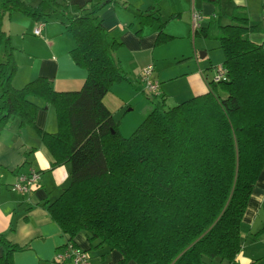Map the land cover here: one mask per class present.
<instances>
[{
  "label": "trees",
  "instance_id": "trees-1",
  "mask_svg": "<svg viewBox=\"0 0 264 264\" xmlns=\"http://www.w3.org/2000/svg\"><path fill=\"white\" fill-rule=\"evenodd\" d=\"M101 7L72 14L67 1L42 0L31 7L0 0V44L6 48L0 131L18 120L39 137L52 168L69 166L67 188L46 207L68 242L84 233L96 247L117 251V264L234 263L242 249L241 222L264 169V48L247 38L260 25L251 24L239 7L221 25L217 6L194 36L219 42L226 80H211L207 93L162 112L161 101L124 138L103 98L129 78L110 55L119 44H105L96 16ZM12 12L40 24L60 17L75 42L70 57L86 71L80 90L57 92L46 78L11 87L16 68L1 22ZM154 23L159 20L140 14L141 29ZM163 26L155 46L172 40ZM32 100L53 108L54 133L35 126L38 106ZM0 245V264H13V255L23 251L2 235Z\"/></svg>",
  "mask_w": 264,
  "mask_h": 264
},
{
  "label": "crops",
  "instance_id": "crops-1",
  "mask_svg": "<svg viewBox=\"0 0 264 264\" xmlns=\"http://www.w3.org/2000/svg\"><path fill=\"white\" fill-rule=\"evenodd\" d=\"M22 1L35 7L42 0ZM55 1H67L72 14L94 5L102 6L96 16L106 33L105 44L108 47L113 42L119 44L110 55L129 78V82L114 84L103 98V105L118 124L122 136L135 129L153 108L161 106V101L167 109L208 92L207 82L215 75V68L222 65L223 54L221 57L217 53L221 52L219 42L194 36L193 10L202 15L199 30L207 26L217 6L224 15L221 25L229 23L227 17L235 8H241L251 24L260 25V30L248 34L247 38L264 48V0H116L118 4H113V0ZM140 14L151 15L159 23L141 29ZM160 23L164 24L162 33L172 40L155 46ZM39 25V35L35 36ZM1 31L8 39L7 49L16 68L10 81L13 89L19 90L37 78L49 80L57 92L81 89L86 71L75 66L70 57L75 42L60 23V17L40 24L12 12L3 17ZM5 51V46L0 44V64L5 62ZM147 66L153 67V77L159 83L157 96L143 91L140 75ZM32 102L38 106L35 126L54 133L57 127L53 108L40 100ZM51 163L50 155L33 129L22 128L14 120L0 131V235L9 244L23 248L13 255V264H49L69 241L46 211L47 205L67 188L69 166L52 168ZM29 169L40 174L39 184L29 195L12 191L16 177ZM263 209L264 169L241 222L242 249L232 264H264V253L259 251L264 248V226L256 227ZM72 242L87 253L89 264H117L121 259L117 251L96 247L97 241L89 243L84 233H79ZM2 252L0 245V256ZM214 262L225 263L213 261L211 264Z\"/></svg>",
  "mask_w": 264,
  "mask_h": 264
},
{
  "label": "built area",
  "instance_id": "built-area-1",
  "mask_svg": "<svg viewBox=\"0 0 264 264\" xmlns=\"http://www.w3.org/2000/svg\"><path fill=\"white\" fill-rule=\"evenodd\" d=\"M192 29L196 31L200 22L202 21V15L200 12L193 10L192 11ZM41 26L34 31V35L38 36ZM214 82L225 81V70L222 65H219L215 68V75L212 78ZM140 82L143 86L144 93L157 96L159 83L153 77V67L147 66L142 70L140 75ZM40 174L33 170L29 169L26 173L19 174L16 177L14 184L11 186V190L15 191L23 196L29 195L33 189L39 184ZM49 264H89V257L87 253L75 245L73 242H67L61 249H59L54 258L50 261Z\"/></svg>",
  "mask_w": 264,
  "mask_h": 264
},
{
  "label": "rangeland",
  "instance_id": "rangeland-1",
  "mask_svg": "<svg viewBox=\"0 0 264 264\" xmlns=\"http://www.w3.org/2000/svg\"><path fill=\"white\" fill-rule=\"evenodd\" d=\"M194 40L195 39H193V42H194ZM211 40H213V39H211ZM196 41H197V39H196ZM214 41H216V40H214ZM198 42V41H197ZM196 42V43H197ZM218 42V41H217ZM220 50V49H219ZM217 53H219L220 55H221V57H222V53L221 52H219V51H217ZM213 77H214V75H213ZM166 108L165 107H159L158 108V110L160 111V112H162V111H164ZM142 122V121H141ZM139 124V123H138ZM118 125V124H117ZM139 125H136V128L138 127ZM135 128V129H136ZM125 129V128H124ZM135 129H131L130 131H128L127 133H126V135H124V136H122V137H124V138H128V137H130V135L133 133V131L135 130ZM264 209L259 213V216H258V218H257V225H256V227L258 226V224H260V228L261 227H263L264 226ZM262 224V225H261ZM258 228H259V226H258ZM244 230H245V228H244ZM264 243V242H263ZM264 249V248H263ZM263 249H260L259 251H260V254H262L263 255V253H264V250ZM214 264H218L217 262H214ZM224 264H226V263H224Z\"/></svg>",
  "mask_w": 264,
  "mask_h": 264
}]
</instances>
